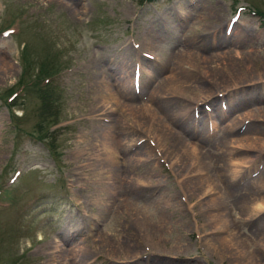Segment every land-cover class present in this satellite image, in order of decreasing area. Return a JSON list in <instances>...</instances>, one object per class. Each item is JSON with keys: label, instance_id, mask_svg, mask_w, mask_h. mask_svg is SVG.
<instances>
[{"label": "rangeland", "instance_id": "rangeland-1", "mask_svg": "<svg viewBox=\"0 0 264 264\" xmlns=\"http://www.w3.org/2000/svg\"><path fill=\"white\" fill-rule=\"evenodd\" d=\"M63 1L0 0V264H51L50 257L61 255L57 238L69 249L91 239L100 247L94 264H264V0ZM189 11L192 17L183 19L181 12ZM146 51L158 57L149 59ZM186 51L222 57L240 51L257 65L246 68L236 60L233 71H224L217 69L220 59L210 64L215 70L185 66L184 84L170 96L174 57ZM94 57L102 61L95 70L89 65ZM138 64L133 101L116 96L117 111L98 112V104L91 112L101 89L95 72H103L117 94L114 84L124 71L133 76ZM132 79L125 84L133 90ZM198 92L210 96L200 100ZM125 102L151 108L155 116L145 110L141 128L130 127L144 141L120 147L118 160L131 164L146 145L158 167L149 170L151 159L144 170L136 165L141 184L130 192L118 172L113 182L117 197L132 205L126 214L148 210L152 223H168L153 245L137 240L129 222L113 214L127 209L122 201L115 199L111 209L94 205L108 184L88 167L100 160L98 149H84L85 139L91 142L107 126L119 139ZM199 162L212 167L205 174L219 195L206 193L197 182L202 175L180 178L182 167ZM120 176L137 179L136 173ZM224 176L233 182L217 187ZM231 185L240 188L237 197L229 194ZM91 209L110 215L102 214L90 231ZM225 225L233 236L222 232ZM74 229L82 232L67 233ZM100 236L126 257L140 252V262L115 259ZM137 243H143L139 251L132 247ZM231 243L238 247L228 250Z\"/></svg>", "mask_w": 264, "mask_h": 264}, {"label": "bare ground", "instance_id": "bare-ground-1", "mask_svg": "<svg viewBox=\"0 0 264 264\" xmlns=\"http://www.w3.org/2000/svg\"><path fill=\"white\" fill-rule=\"evenodd\" d=\"M59 4H65V2L63 0H58ZM62 6V5H61ZM183 14V15H182ZM181 15L183 17V19L187 20L190 17H192V13L191 11L189 12H181ZM148 33H145V35H147ZM151 47V45H149ZM153 51H156L153 50ZM153 51H146L147 55H150L153 58H157V54ZM203 54V53H202ZM201 52L199 51H186V52H180L177 53L175 55V59L173 60L176 64V66L171 70L172 71V75L170 77L167 78L168 82L171 83V85H169V88L172 89V93L170 94V96H173L175 94H177L178 92H176V90H178V87H181L184 82H181V72L185 73L186 71L185 66H188L187 68H191V69H196V68H200V70L203 71H209V69L211 68L212 70H215L213 67L210 66L211 63L220 61V59H222L223 65H220L219 63L217 64V69H222L224 71H233L236 67V65H238L235 61H240L246 68H248L249 66H253L256 62L257 59H252L250 57L244 58L245 57V53L242 52H236V54L233 56L232 54H227V56L222 57V56H218L217 54L212 55V56H205L202 55ZM244 54V56H243ZM99 59V58H98ZM102 59V58H101ZM102 61H97L94 57V60L89 61V65H91L92 69H97V66L101 63ZM257 65V63H256ZM210 67V68H209ZM115 71V69H113ZM237 70V69H235ZM97 72V71H96ZM96 72L94 74V76H96V78L98 79V85L100 86V90L97 91V100L98 103L96 105L93 106L92 111L91 112H95L98 111L97 109V105L101 104V107L99 108V111L105 112L108 109L110 111H117V109L119 108V103L120 101H118V98L116 96H118L119 98H124V101H133L134 99V94L132 92H135L134 90L127 88L126 84L127 83V79L131 78L132 76H130L127 72H123L125 73V76L122 77L121 81H117L116 84H114V86H117L115 93L112 92L110 86H109V82L107 80L108 77L106 75H104L103 72H101L100 74L96 75ZM134 73V70H133ZM109 74L111 76L115 75L113 74V72H109ZM104 77L106 79H102L101 77ZM106 76V77H105ZM240 82V81H239ZM235 86L238 84V82L233 83ZM111 85V84H110ZM173 85V86H172ZM230 85V84H229ZM229 85H227V87H229ZM139 87V86H138ZM173 87V88H172ZM184 87V86H183ZM187 88V87H186ZM156 94H158V92H153L152 93V97L155 96ZM182 94L184 96H187L185 94H183V92L179 93ZM163 95V94H162ZM167 95V94H166ZM197 99H202V98H207L208 96H210L208 94V96L206 97L203 93L198 92L197 94ZM204 95V96H202ZM162 97V96H161ZM189 99V98H188ZM186 102H189L188 100H185ZM97 106V107H96ZM115 109H113L114 107ZM148 110V113H150L152 116H155V114H153L150 109L147 108H140V107H134L132 104H129L127 102H125V104L122 105V111H121V124H122V128H121V132L119 133L120 137L119 139H116V134L110 129L111 127L107 126L105 127V129L100 133V136L97 135L95 136L92 141H87L85 139V147L84 149H89L91 148L92 150L98 149V153L96 154L97 160H100L99 163L96 164H91L88 167H95V178H99V180H97L101 185L102 183H107V191H105L104 189H102L101 191H99V197H97V199L95 198V203L96 204H101V205H105V207H109L111 209V207H113L112 202L118 201V203H120L122 201V205L124 207H126L127 209L124 212H121L120 210L117 211H113V214L115 215H122L128 222L130 225L131 231H132V236L136 237V239L138 238V236L144 240H150L151 244H154V234H159V233H163L168 226V223L166 221H162L160 220V222L158 223H152V219H151V215L150 212L148 210H136L135 213H128L129 211V207H132V205L126 204L125 200H121V198L116 195V191L118 188V185H114V173L118 172L119 175L118 179L121 180V184H124V186L128 183V185L125 186V191L130 192L133 190V188L136 185L141 184V178H142V173L138 170V167H136V165L138 164H144V168L145 169V164L147 163V161L149 159L152 160V166L150 167L149 170H155L158 167V164L155 162V155H154V151L152 150V148L146 147V145L140 147L141 150L135 152V154L131 157V161H133L132 163H134V166L131 164H126L124 165L123 162H120L118 160L119 158V148H125L128 146H137L139 142L144 141L142 138L143 136H139L134 134V132L132 133L131 128L139 127L141 128V116L143 117L144 111ZM106 113V112H105ZM105 115V114H103ZM107 116V115H105ZM133 125H135L133 127ZM131 127V128H130ZM149 132V131H148ZM155 133V132H154ZM86 136L84 135V138ZM149 138V137H148ZM151 139V137L149 138ZM151 141V140H150ZM160 141V139H158V142ZM95 142V143H93ZM94 146H92V145ZM187 149L189 150V148L187 147ZM81 150V151H80ZM79 150V155H76L80 158L82 157V155L84 154V151L82 149ZM191 157L196 158V153L194 151L191 152ZM194 153V154H193ZM199 156V154H197ZM197 156V157H198ZM103 158V159H101ZM109 164V165H108ZM197 164V165H196ZM195 165H190V166H185L181 168V179H185L186 176H189L190 174H198V175H202V176H198L199 177H203L201 180L197 181L199 184H201L203 186V189L205 188V190L207 191L206 193H212L213 190L215 193L216 192V186L214 187V185L212 186L211 183L209 182L210 178L208 177L207 173L208 171H212V167L209 166L208 164H205L204 162H199L196 163ZM174 168V167H173ZM179 170V169H178ZM114 172V173H113ZM123 173H136L137 174V179L132 178L130 181L125 179H121L120 174ZM145 172H143L144 174ZM141 175V177H140ZM195 176V177H197ZM208 177V178H207ZM224 180H221L219 182H221L220 184L217 183V187H219L220 185L224 184L225 187L227 185V183L230 185L233 180L231 178V176H229L228 178L226 176H224ZM88 179V178H85ZM109 180V182H106L105 180ZM197 182H192L194 184H198ZM112 184V187L110 186V184ZM190 184V182H188ZM210 183V185H209ZM235 183V182H234ZM117 184V183H116ZM129 184H134L133 187H129ZM207 185V186H206ZM84 186V185H83ZM248 186L251 187V189L253 190V185L248 183ZM214 187V188H213ZM220 188V187H219ZM230 189V190H229ZM239 187H237L236 185H231L228 187L229 190V194L231 196L237 197L238 192H239ZM204 191V190H203ZM106 194H103V193ZM218 194L219 193H215ZM112 196V197H111ZM192 195H189V197L187 198L188 202H191V198ZM114 198L113 201H109V199ZM118 198V199H117ZM248 198V197H247ZM220 199V197H219ZM237 199H240L239 197ZM247 199H244V202ZM109 201V203H108ZM208 203V202H207ZM93 205V204H92ZM262 207L259 208H264V204H262ZM99 206V205H98ZM253 210L250 209L248 211ZM86 211V210H85ZM91 212V214L89 215V218L91 220V225H90V231L93 230V228L95 227V221H97L98 219H101L102 214L106 215H110L108 212L102 213L100 210L97 211H92L89 210ZM100 211V212H99ZM134 211V210H132ZM125 213V214H124ZM221 216V215H220ZM106 217V216H105ZM210 217V216H209ZM213 218H216L218 216H212ZM228 221H225V223L227 224ZM160 223V224H159ZM128 225V226H129ZM226 227H223L222 232L224 231V229H226V233H228V236H233L232 233H229V228H231L228 225H225ZM82 231L79 230H75L71 231L68 230L67 233H74V234H78L81 233ZM137 233V234H136ZM86 235V234H85ZM137 235V236H136ZM87 236V235H86ZM149 236H151L149 238ZM227 236V237H228ZM227 237L224 238V243H226ZM234 238V237H233ZM141 239V242H143V240ZM91 239H82L81 242L77 243L76 245H73L70 249L68 246H65V242L62 241V239L57 238L55 241V245L54 248H56V251L61 252V255H59L57 257V255H54L53 258H49L47 261L51 262V264H94V259L93 257L95 255H97L98 251L97 249L100 247H96L94 246V242L92 243L90 241ZM100 242L102 243V248L106 249V251L111 254L115 259H119V260H126V259H130L133 258L137 261L140 262V252L135 254L133 257H126L127 253H121L124 251L119 252L118 247H116L115 245H113L112 242H109V240L104 237V236H100L99 237ZM138 240V239H137ZM130 241V240H129ZM112 243V244H111ZM114 243L122 245L119 243V240H115ZM126 244H128L129 247V243L126 242ZM232 244V243H231ZM229 245V248L231 249H235V246L238 247L237 245ZM143 243H137L135 246L132 247H137V250L139 251L140 248H142ZM125 247V246H124ZM127 249V247H126ZM115 251V252H114ZM133 252V251H132ZM230 252L233 253V251L231 250ZM53 254V253H51ZM119 256L116 257L115 255ZM125 257V258H124ZM50 264V263H48Z\"/></svg>", "mask_w": 264, "mask_h": 264}, {"label": "trees", "instance_id": "trees-1", "mask_svg": "<svg viewBox=\"0 0 264 264\" xmlns=\"http://www.w3.org/2000/svg\"><path fill=\"white\" fill-rule=\"evenodd\" d=\"M51 95L50 90H47L46 92H44L43 96H44V103H48V97Z\"/></svg>", "mask_w": 264, "mask_h": 264}]
</instances>
